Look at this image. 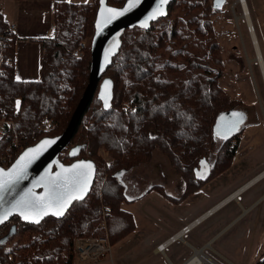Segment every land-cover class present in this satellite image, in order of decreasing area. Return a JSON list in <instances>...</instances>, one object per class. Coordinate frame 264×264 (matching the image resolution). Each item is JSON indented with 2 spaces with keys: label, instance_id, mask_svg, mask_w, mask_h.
<instances>
[{
  "label": "trees",
  "instance_id": "16d2710c",
  "mask_svg": "<svg viewBox=\"0 0 264 264\" xmlns=\"http://www.w3.org/2000/svg\"><path fill=\"white\" fill-rule=\"evenodd\" d=\"M127 1L105 0L108 7L116 9ZM98 7L99 0L56 3L53 35L43 41L41 79L17 81L14 64L0 76V111L15 123L20 135L35 136L29 147L64 131L85 90L90 47L79 59L70 53L93 38ZM215 10L210 0H172L164 16L119 34L116 53L101 75L113 82L111 107L108 111L102 108L96 91L69 144V149L83 146L79 156L71 158L67 150L58 159L63 165L75 160L93 163L96 173L88 196L73 202L61 219L46 216L31 225L18 224L19 218L13 217V224L2 225L0 239L12 226L16 228L0 246L3 263L7 261L3 256L11 255L9 264H74L75 239L106 234L114 247L135 231L134 215L123 205L150 193L169 203L180 202L232 166L244 127L218 145L216 120L240 106L241 100L232 99L220 85L224 61L210 20ZM5 25L0 13V33ZM14 43L8 50L13 60ZM46 121L52 129L39 132ZM3 147L0 144V149ZM101 149L110 155V165L99 156ZM155 149L186 181L183 194L174 197L162 185L152 184L130 198L117 175L149 161ZM208 160L209 173L199 178L197 172ZM103 219L106 230L98 227ZM258 264H264V258Z\"/></svg>",
  "mask_w": 264,
  "mask_h": 264
},
{
  "label": "crops",
  "instance_id": "0c3cea01",
  "mask_svg": "<svg viewBox=\"0 0 264 264\" xmlns=\"http://www.w3.org/2000/svg\"><path fill=\"white\" fill-rule=\"evenodd\" d=\"M91 2L92 0H21L4 6V11H1L4 22L16 26L14 33V70L17 81L36 82L41 79L43 41L53 35L54 5L56 3L88 4ZM208 173L209 170H199L197 176L205 178ZM222 174L199 186L197 190L177 203H169L164 198L163 200L152 195L157 193H150L131 204L128 210L134 215L136 229L114 246L116 255H118V264H163V262L165 264H184L194 250L203 249L208 256L218 263L232 264L213 248V244L218 242L220 237L240 219L261 206V210L247 221L246 227L230 238V243L233 246L225 242L221 243L219 249L234 258L237 251L235 249L236 242L242 241L246 234H254L263 241L264 169L235 188L233 185L240 180L231 186L227 182L214 181ZM161 178L165 182L154 184L162 185L167 182L173 194H169L163 187L169 195L179 197L183 194L186 181L180 175L162 172ZM254 188L256 189L254 190ZM151 197H154L156 201L152 202ZM191 199L194 200L193 207L189 210L180 207ZM212 209L216 210L185 235L183 241L167 243L162 252L157 250L159 245L179 232L181 228ZM220 212H223L222 215L211 221ZM236 212L237 215L233 219H226ZM100 262L95 264H102Z\"/></svg>",
  "mask_w": 264,
  "mask_h": 264
},
{
  "label": "water",
  "instance_id": "95a60500",
  "mask_svg": "<svg viewBox=\"0 0 264 264\" xmlns=\"http://www.w3.org/2000/svg\"><path fill=\"white\" fill-rule=\"evenodd\" d=\"M172 0H128L116 9L99 0L96 13V32L90 43V72L88 84L64 131L55 137H45L24 149L7 169L0 167V227L13 217L21 223L35 225L44 217L61 219L70 205L88 196L95 179L96 168L90 161L75 160L69 165L59 162V156L68 150L71 158L79 156L83 146L69 149L75 130L97 91V99L108 111L113 99V82L101 79L116 53L118 36L126 29L147 25L158 16H164ZM224 0H214L216 9ZM113 42L110 44V42ZM101 79V80H100ZM245 115L228 112L216 120L214 133L225 140L242 131ZM123 174H118L121 181ZM15 226L0 239V246L15 234Z\"/></svg>",
  "mask_w": 264,
  "mask_h": 264
},
{
  "label": "rangeland",
  "instance_id": "374dc122",
  "mask_svg": "<svg viewBox=\"0 0 264 264\" xmlns=\"http://www.w3.org/2000/svg\"><path fill=\"white\" fill-rule=\"evenodd\" d=\"M213 1L210 0L211 3ZM12 2L14 1L0 2V13L4 11L6 4ZM246 5L264 62V0H246ZM240 16L241 10L237 4V0H224L221 8H218L210 15L215 34L214 41L218 44L221 50V59L224 61L220 85L232 99L241 100V105L236 107L233 112L238 111L245 115L244 130L238 138V146L232 166L222 176L214 180L227 182L230 186L240 180L237 184L233 185L234 188L264 169V83L260 76L258 64L255 62V54L249 31L245 22L239 18ZM84 42L86 43V47H90L91 40L86 39ZM112 42L113 40L110 44ZM221 141L219 140L218 145L221 144ZM98 154L105 164L110 165L112 163V159L107 151L101 149ZM210 166L211 160L205 161L203 168H200V170H209ZM162 172L177 173L171 167L167 158L158 149H155L149 161L134 167L128 173L122 175L121 180L127 187L128 196L136 198L152 184L164 181L161 178ZM177 174L180 175L179 173ZM180 177L182 178L181 175ZM162 186L166 188L169 194H173L167 182L162 184ZM152 195L163 199L157 194ZM154 197L150 198L152 202L156 201ZM193 201V199L188 200L180 207L189 210L193 207ZM129 206L123 205V208L128 210ZM261 208L262 206L248 216H244L225 232L218 242L213 244V248L219 251L222 257L230 263L258 264L264 258V240L262 241L254 234H246L242 241L236 242L235 249L237 251L234 258L221 252L219 249L221 243L228 242V244H231L230 238L234 237L239 230L245 228L247 221L252 215L258 213ZM222 213L220 212L215 215L211 221L221 216ZM236 215L237 212L229 215L226 219L231 220ZM104 216L105 213L103 212L102 217ZM98 227L103 230L107 228L101 224ZM100 237L108 238L106 234ZM115 250L114 247H111V254H104L98 260L88 263L81 262L75 253L74 264H95L99 261L102 264H118V255H116Z\"/></svg>",
  "mask_w": 264,
  "mask_h": 264
},
{
  "label": "built area",
  "instance_id": "2783aa9c",
  "mask_svg": "<svg viewBox=\"0 0 264 264\" xmlns=\"http://www.w3.org/2000/svg\"><path fill=\"white\" fill-rule=\"evenodd\" d=\"M16 26L12 23L6 24L0 33V76L3 75L6 67L13 66L14 60L11 55L8 54V50L11 46V42L14 41V33ZM86 49V43H80L70 55L74 58H81L83 52ZM52 129V125L49 121L44 122L43 126L39 128V132H47ZM30 139H35V136L20 135L16 129V125L12 120H9L4 113L0 111V144H4V147L0 149V167L7 169L17 158L24 149L29 147ZM105 213V212H104ZM210 210L207 211L203 216L195 219L188 225L181 228L179 232L172 235L166 242L162 243L157 247L159 252L164 250L167 243H174L176 241H183V237L187 235L193 228L197 227L201 221L209 217ZM8 224H13V220H8ZM20 221H18V224ZM101 225L106 226L105 221ZM2 230L0 229V237ZM203 250H194L191 257H189L184 264H220L210 256H208ZM74 251L81 262H93L98 260L104 254H111V245L107 237L97 238H77L74 240ZM0 259V264H9L11 261V255L7 257L3 256ZM198 258V261H195Z\"/></svg>",
  "mask_w": 264,
  "mask_h": 264
},
{
  "label": "bare ground",
  "instance_id": "6f19581e",
  "mask_svg": "<svg viewBox=\"0 0 264 264\" xmlns=\"http://www.w3.org/2000/svg\"><path fill=\"white\" fill-rule=\"evenodd\" d=\"M237 4L239 5L240 10H241V16L239 18L245 22V25L249 31L251 43H252L254 54H255V62L258 64L260 76H261V79L264 83V62H263V58H262V55L260 52L259 44L257 42L255 30L253 28L251 19L249 17L248 8L246 5V0H237ZM239 18L237 17V19H239ZM215 210H213V209L210 210V214H208L207 216H210ZM195 261H198V258Z\"/></svg>",
  "mask_w": 264,
  "mask_h": 264
},
{
  "label": "flooded vegetation",
  "instance_id": "af4514ba",
  "mask_svg": "<svg viewBox=\"0 0 264 264\" xmlns=\"http://www.w3.org/2000/svg\"><path fill=\"white\" fill-rule=\"evenodd\" d=\"M201 171H206V170H201Z\"/></svg>",
  "mask_w": 264,
  "mask_h": 264
}]
</instances>
